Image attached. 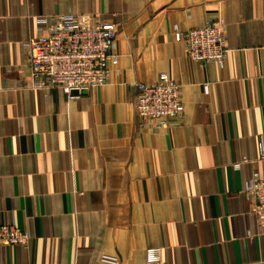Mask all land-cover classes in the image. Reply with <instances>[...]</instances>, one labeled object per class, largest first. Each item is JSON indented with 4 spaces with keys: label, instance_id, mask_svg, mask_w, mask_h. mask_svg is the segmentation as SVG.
<instances>
[{
    "label": "crops",
    "instance_id": "0c3cea01",
    "mask_svg": "<svg viewBox=\"0 0 264 264\" xmlns=\"http://www.w3.org/2000/svg\"><path fill=\"white\" fill-rule=\"evenodd\" d=\"M67 13L119 23L106 84L72 100L30 86L24 45ZM221 17L224 67L189 57L175 27ZM161 73L185 112L157 127L135 114L136 83ZM261 144L264 0H0V225L30 236L0 244V264H145L150 246L162 264H264L242 193Z\"/></svg>",
    "mask_w": 264,
    "mask_h": 264
},
{
    "label": "built area",
    "instance_id": "2783aa9c",
    "mask_svg": "<svg viewBox=\"0 0 264 264\" xmlns=\"http://www.w3.org/2000/svg\"><path fill=\"white\" fill-rule=\"evenodd\" d=\"M38 21L48 24L46 33L32 36L24 43L32 88H58L72 100L93 87L106 84L110 66L118 63L120 58L118 53L112 52L118 36V22L74 13L57 15L52 20L40 17ZM175 32L176 39L185 44L189 57L200 63L224 67L230 49L222 17L207 20L187 31L175 27ZM136 87L135 114L139 119L164 127L170 120L184 114L181 83L168 73H161L152 83L137 82ZM260 151L264 157L262 144ZM240 164L236 163L235 167H240ZM242 193L252 204L256 215L264 217V175L254 171L245 181ZM259 234L264 239V227ZM29 240V233L18 225H0L1 245L26 246ZM145 264H162L161 246L146 249Z\"/></svg>",
    "mask_w": 264,
    "mask_h": 264
}]
</instances>
